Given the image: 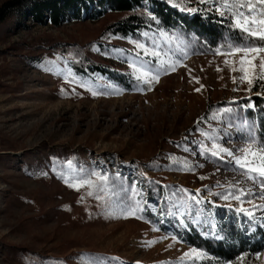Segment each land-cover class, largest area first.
Masks as SVG:
<instances>
[{"label":"rangeland","instance_id":"1","mask_svg":"<svg viewBox=\"0 0 264 264\" xmlns=\"http://www.w3.org/2000/svg\"><path fill=\"white\" fill-rule=\"evenodd\" d=\"M151 8L142 2L143 11ZM118 18L59 28L30 16L0 23V264H264V240L252 239L259 224L264 230L260 180H247L226 154H200L212 136L234 155L250 131L254 147L264 140V54L253 61L249 84L233 70L239 54L225 64L216 48L179 29L111 36V45L93 46L90 56L109 67L98 80L76 75L51 50L55 43L98 42ZM170 55L180 64L150 87L133 75ZM254 98L259 105L250 114L244 107ZM85 174L91 188L70 186ZM130 185L136 192L122 191ZM236 187L251 194L242 203L221 198ZM126 196L139 201L136 216L125 214ZM236 235L250 243L232 260L190 241L227 240L239 248Z\"/></svg>","mask_w":264,"mask_h":264},{"label":"trees","instance_id":"2","mask_svg":"<svg viewBox=\"0 0 264 264\" xmlns=\"http://www.w3.org/2000/svg\"><path fill=\"white\" fill-rule=\"evenodd\" d=\"M144 1L151 4L149 12L142 9ZM222 2L223 0H10L0 7V23H4L11 16L20 21L30 16L37 24L49 23L52 27L59 28L69 21L83 22L100 19L109 14L118 15L119 18L110 22L103 30V39L98 42H92L86 47L69 43H55L51 46L52 52L61 56L76 75L98 80L100 77L109 76V67L96 62L89 51L97 44L111 45V36L125 39L139 34L142 30L160 32L164 29H179L186 34L195 35L207 49L220 47L221 52L227 51L226 44L238 41L242 33L232 28L229 13L226 12L225 16L221 17L215 10ZM252 2L257 3V0ZM260 11L257 4V16ZM148 13H151V16ZM152 16L156 19L153 20ZM41 60L42 58L35 59L38 62ZM258 102L254 98L252 105L244 107L245 110L251 114L254 107L259 105ZM134 163L139 167L142 165L139 160ZM157 181L159 184H166L161 179ZM262 228L259 224L261 231L253 234L252 239L256 240L261 236L264 240ZM233 239L239 248H236L235 244L230 245L227 240L212 243L210 240L196 237L190 241L192 245L206 247L217 257L232 260L248 248L250 243L242 235H236ZM260 245L261 242H257L249 249L257 251L256 247Z\"/></svg>","mask_w":264,"mask_h":264},{"label":"snow or ice","instance_id":"3","mask_svg":"<svg viewBox=\"0 0 264 264\" xmlns=\"http://www.w3.org/2000/svg\"><path fill=\"white\" fill-rule=\"evenodd\" d=\"M203 2V0H202ZM257 4L260 6L261 11L259 12V16H257ZM223 9V10H222ZM221 17L225 16L226 12L230 14V20L232 24V28L239 30L242 35L239 40L235 43L229 42L226 44L227 51L221 52L220 47L216 48V53L219 55H223L225 57L224 63L229 64V60L227 57L229 55H237L239 54V68L233 69L238 70L242 73L241 79L247 80L249 84L252 83V78L250 75L251 69L254 67L253 61L257 59L258 55L264 54V0H257V3H253L252 0H223V2L216 6L215 9ZM189 11H195V9H189ZM151 16V13H148ZM153 20L156 18L154 16L151 17ZM147 35V33H145ZM136 43L138 48L143 49L147 52L145 45ZM179 47V46H178ZM153 56H159L160 53L158 51H153L151 53ZM181 55L186 58L187 53L181 50ZM180 58H173L171 55L167 60L158 62L157 67L152 68H144L139 67L134 69L133 75L138 81H142V83L148 85L149 87L153 83V81H157L159 79V75L163 72L174 71L175 67L180 64ZM260 67L264 69V57H261ZM136 72H139L140 75H135ZM264 78V77H262ZM198 91V89H197ZM96 95L95 92L92 93ZM251 128V126H249ZM205 137H208V133H204ZM212 143L211 147H207L203 142L201 143V155L207 153L212 157H216L218 159L223 160L225 154L227 157L231 158V162H234L235 166L241 171V174L250 181L254 183L257 179L260 180L259 187L261 190H264V140L259 142L258 147H254L257 145L256 137L253 133H249L247 140L245 141V146L240 149V155H234V151L228 147L223 146V144L216 142V137H211ZM187 164V161H185ZM188 170H192L191 167ZM97 173L94 171L90 173V176H95ZM90 176L85 174L80 178H76L74 182L70 184L71 187L79 189L80 187L87 186L91 188L93 186V181L90 179ZM203 178V177H201ZM106 177L101 176V180H105ZM67 182V181H66ZM131 190L132 192H136L135 185H130V189H122L125 193ZM187 192V190H184ZM197 192L199 190H196ZM92 195L91 192L88 193ZM247 190L236 187L234 192H228L225 194H221V198H233L238 201H242V197H247L250 195ZM191 197V193H189ZM99 199V197H97ZM125 200L130 201L125 205L124 212L129 216H136L137 212L140 211L139 201H132L131 197H125L121 200V203H124ZM197 203L199 201L197 200ZM257 206H253L255 208ZM259 207H264L261 205ZM238 212H245L247 215L251 216L253 213L247 209L242 207L237 208ZM175 239V237H173ZM196 249H191V253H195ZM189 253H185L188 255Z\"/></svg>","mask_w":264,"mask_h":264},{"label":"built area","instance_id":"4","mask_svg":"<svg viewBox=\"0 0 264 264\" xmlns=\"http://www.w3.org/2000/svg\"><path fill=\"white\" fill-rule=\"evenodd\" d=\"M0 150H1V148H0Z\"/></svg>","mask_w":264,"mask_h":264}]
</instances>
